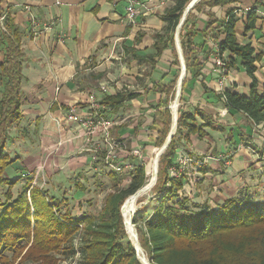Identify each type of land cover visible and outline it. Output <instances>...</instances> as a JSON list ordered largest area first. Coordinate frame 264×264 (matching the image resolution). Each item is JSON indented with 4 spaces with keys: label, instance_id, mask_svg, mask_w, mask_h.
<instances>
[{
    "label": "crops",
    "instance_id": "0c3cea01",
    "mask_svg": "<svg viewBox=\"0 0 264 264\" xmlns=\"http://www.w3.org/2000/svg\"><path fill=\"white\" fill-rule=\"evenodd\" d=\"M135 1L140 14L131 24L126 19V0H1L3 14L10 16L21 36L20 51L25 57L20 96L22 117L8 131L12 141L7 144L6 153L17 138L21 139L19 135L15 139L12 132L22 123L34 121L32 129L37 135L27 163L17 162L23 168L20 174L42 169L58 181L57 186L65 179L73 190L88 187L91 178H108L102 174L111 170L103 162L97 165L91 161L96 145L106 148L101 134L90 135L87 129L66 121L70 108L81 113L93 98L103 97L101 85L107 87L105 95L132 96L113 112L101 106L107 115L105 119L116 123L110 131V138L120 146L116 164L137 163L139 157L129 154L132 150L149 152V138L156 136L150 126L154 107L165 97L157 92V87L173 81V52L169 46L153 58V64L132 56L155 54L152 36L164 29L165 14L174 0L165 5H160L161 0ZM251 10L254 25L247 31L246 20ZM229 12L234 15L237 44L249 46L253 56H259L254 78L257 93L264 92V0H235L225 6L205 7L200 13L192 11L195 53L190 57L193 66L185 70L179 100L184 113H201L195 114V124L202 126L204 135L181 129L176 151H183L201 164L197 171L200 181L188 187L189 192L183 187L184 197L191 204L211 208L240 193L254 202H264V121L253 123L243 113L228 109L221 99L225 92L248 96L252 85L236 57L223 55L228 66L231 62L226 74L215 65L216 39L222 37L221 25ZM209 22L214 23L212 28ZM33 23L39 27L53 25L35 35ZM2 60L0 53V63Z\"/></svg>",
    "mask_w": 264,
    "mask_h": 264
},
{
    "label": "trees",
    "instance_id": "16d2710c",
    "mask_svg": "<svg viewBox=\"0 0 264 264\" xmlns=\"http://www.w3.org/2000/svg\"><path fill=\"white\" fill-rule=\"evenodd\" d=\"M234 1L201 0L189 11L178 35L186 71L193 66L190 65V57L195 53L193 40L196 32L192 11L200 13L205 7L225 6ZM188 4L187 0H174V5L167 10L164 29L152 36L154 55L140 57L134 54L132 58L153 64V58L159 57L171 46L174 58L171 66L179 69L174 38ZM3 15L0 24V53L3 58L0 63V264H14L29 244L23 261L40 260L53 264L49 254L57 253L64 259L78 256V264H141L126 234L121 207L127 198L145 185L147 177L144 165L133 164L130 183L125 189L115 185L105 197L96 217L85 213L73 217L69 212L59 215L56 197H49L46 190L33 186L32 181H26L18 188L17 195H13L12 190L21 179L4 176L14 164L5 150L12 141L8 131L22 117L20 96L25 57L20 51L21 36L18 30L10 16L3 14L0 8V18ZM233 16L229 12L221 25L222 37L216 39L217 54L227 69L231 62L228 66L223 55L228 53L239 59L252 79V85L248 96L225 92L224 104L259 124L264 121V92L261 95L257 93L254 78L255 62L259 56H253L254 51L249 46L237 44ZM247 16L246 30L250 31L254 25V10ZM213 24L209 22V27ZM178 76L174 74L173 81L157 87V92L165 97L154 107L150 126L156 136L149 138L148 142L158 150L166 142L171 127L168 104L175 97ZM183 85L184 80L181 88ZM130 98L131 95L123 93L103 95L99 98V105L113 112ZM105 110L100 109V116L104 119L107 118ZM195 114L201 116L199 111ZM195 114L178 111L176 134L158 161L157 180L152 188L157 202L153 215L141 227H137L135 218L132 222L139 246L150 264H264V202H254L250 196L240 193L217 208L191 204L183 194L186 174L177 178L168 174V169L176 166L177 135L181 129L187 128L189 133L204 135L200 129L202 126L195 124ZM100 162L105 164L103 153L94 164L99 165ZM108 175L111 181L118 182V174L111 171ZM82 188L79 187L80 190ZM76 235L79 236V243L74 247Z\"/></svg>",
    "mask_w": 264,
    "mask_h": 264
},
{
    "label": "rangeland",
    "instance_id": "374dc122",
    "mask_svg": "<svg viewBox=\"0 0 264 264\" xmlns=\"http://www.w3.org/2000/svg\"><path fill=\"white\" fill-rule=\"evenodd\" d=\"M178 60H179V58H178ZM173 68L175 69L174 74L180 75L181 65H180L179 69H177L175 67H173ZM176 92H177V90H176ZM174 99H175V97L171 101H169L168 107H170V106L172 107L173 103H175ZM168 100H170V96H169ZM177 104H178V107H177V113H178V111L180 109V100H178ZM170 114H171V110H170ZM177 117H178V115H177ZM171 119H172V115H171ZM33 122L28 121L27 123H22V125H20V127L17 126L16 127L17 130L13 131L12 135L15 136V139H16V136L19 135L21 139L17 138V140H16L17 143L14 142L11 146H9V148L7 147L8 148L7 154L14 161V166L7 169L4 176L6 178H12L14 180L21 179L18 182V184L12 190V193L14 196L17 195L18 188L22 187L26 183V181H32V185L43 188L44 190H46L49 197H56L55 199L57 202L55 201V203L57 204L56 206L58 207L57 209H58L59 215L63 216L67 212H69L73 217H80L84 213L90 214V215H93L94 217H96L99 215V213L103 207L105 197L113 191L115 185H116V187H118L120 189H125L127 187V185L130 183V180H131V174L130 173H129V175L128 174L119 175L118 176L119 180L117 183L111 181L108 174L103 173L102 175L104 177L108 176V178L106 177V179H105V178L96 177V181L92 180V178H91L89 181L90 185L88 187L82 186L85 188V190L82 191L78 187L74 188V190L72 189V187L69 188L67 186L68 184H67L65 179L60 182L61 186H57L58 181H55L54 177L47 176L45 173H43L42 169L37 171V172H35V171H32V172L26 171L25 172L24 171V173L20 174L19 172H21V171H19V170L23 169V168L21 167V164H19V163L22 161H23V163H27V161H26V160H28L27 154L30 151H32L34 145H36V142H37L36 141L37 140L36 132L33 131V129H32ZM171 126H172V120H171ZM175 134H176V129H175L174 135ZM149 146H150V148L148 150L149 152H147V151L143 152L142 151L139 159L137 158V163L134 164V165H136V164L144 165V167L146 169V177L150 176L151 170H152V165H153V160L155 158L154 155H156L158 153V151L160 150V149L159 150L156 149L153 146V144L149 145ZM178 150H180V149H178ZM180 153H181V155H183L182 152H180ZM180 153L178 154V151H175L177 158L180 157ZM207 159L208 158L205 157L204 161H206ZM17 162H19V163H17ZM195 162H197V160L196 161L194 160V163L191 164L190 166H187V169L185 170L187 174H190L189 178H187V179L190 180L191 182H192V179H195L196 177H197L196 180L200 181V179H199L200 176H199V174H197V171L199 172V167H201L200 166L201 164H197ZM194 171H196V173L192 176L191 174H193ZM157 172H158V170H157ZM52 176H54V175H52ZM198 181L192 183V185H189V186L185 184L184 189H186L189 192L190 189H187V188L191 187V186L194 187L198 183ZM146 182H147V180H146ZM75 191L78 193V195H77V193L75 195L73 194ZM80 192H83L84 195L79 194ZM137 201L138 202L136 204L134 215H132V217H131V223L133 222V219L135 218L137 227H141V226H143V222L153 215L152 212H153V210L157 204L156 199H155V193L151 189L149 191V193L142 195L141 198L139 197ZM141 208H142V210H139ZM123 224H124V220H123ZM132 225H133V223H132ZM133 227L135 228V225H133ZM78 240H79V236L76 235V238L74 240V247H76L78 245V243H79ZM29 246H30V244L16 258L14 264H51V263H49V261H40V260L39 261H32V260H27V261L24 260L23 261V257L25 255L26 251L29 249ZM143 255L145 256L144 252H143ZM49 256L53 260V264H78L79 263L78 256L74 257L73 259H64L60 254H57V253L49 254ZM145 259H146V256H145Z\"/></svg>",
    "mask_w": 264,
    "mask_h": 264
},
{
    "label": "built area",
    "instance_id": "2783aa9c",
    "mask_svg": "<svg viewBox=\"0 0 264 264\" xmlns=\"http://www.w3.org/2000/svg\"><path fill=\"white\" fill-rule=\"evenodd\" d=\"M171 0H161L160 5H165V3L170 2ZM127 7H126V19L129 23L134 24L136 18L139 16V4L135 0H126ZM3 17L0 18V24L2 25ZM53 23L45 24L42 27H39L36 25V23H33V32L35 35H39L42 33V31L50 29L52 27ZM216 52H217V45H216ZM215 65L221 67L223 69V74L227 73V68H225L222 61L219 59L218 54L215 55ZM100 93L102 95H105L107 92V87L105 85H101L99 87ZM221 99L223 102H225V96L222 94ZM100 109L101 105H99V99L93 98L89 105L85 108H83L81 113H77L75 108H70L66 114V121L69 123H73L75 125H78L80 127H83L87 129L89 134H101V138H103V141L106 143V148L103 150L99 145H96L95 148L92 150V156L91 161L93 163H96L99 161V155L103 153L104 162L105 165L114 173L118 175H123L125 173H130L133 171V164L131 162H124L120 164H116L115 161H117V153L118 148H120L119 144L114 142L110 138V131L113 129V127L116 125L114 121L106 120L100 116ZM130 156L140 157L141 151L139 149L132 150L130 153ZM183 154V151H182ZM193 157H189L185 154L181 155L177 158L176 166L171 167L168 169V173L171 177L177 178L179 175L186 174L187 178H189L190 174L186 173L187 166H190L194 163ZM199 164V163H198ZM225 165H228L224 162ZM196 173V171L191 174L192 176ZM198 174V172H197ZM198 176V175H197ZM186 178V179H187ZM192 179V182L190 180H186V185H192V183L197 182L198 180ZM34 184V183H33ZM34 186V185H33ZM184 192V189H183ZM185 193V192H184Z\"/></svg>",
    "mask_w": 264,
    "mask_h": 264
},
{
    "label": "water",
    "instance_id": "95a60500",
    "mask_svg": "<svg viewBox=\"0 0 264 264\" xmlns=\"http://www.w3.org/2000/svg\"><path fill=\"white\" fill-rule=\"evenodd\" d=\"M200 0H193L191 1L188 6L186 7L182 17H181V20L177 26V29H176V33H175V46H176V50H177V54H178V58H179V62H180V65H181V73H180V77H179V81H178V87H177V92H176V95H175V99H174V102L177 103L179 98H180V88H181V83L184 79V76H185V63H184V59H183V54H182V50H181V47H180V42H179V30L181 29L182 25H183V22L185 21L189 11L194 7V5L199 2ZM169 110H171V115H172V126L170 128V131H169V134L167 136V139H166V142L164 143V145L160 148V150L158 151V153L155 155V158L153 160V167H154V181H156V177H157V167H158V161H159V157L164 153V151L167 149L173 135H174V132H175V129L177 127V109L175 110V112L171 109V106L168 107ZM143 188V187H142ZM142 188L140 190H138L134 195H138L141 191H142ZM133 196V195H132ZM128 199V198H127ZM127 199L125 200L123 206L121 207V215H122V209L127 201ZM122 218L123 215H122ZM129 224H131V227L132 229L134 228L132 223H131V220L129 222ZM124 227H125V230H126V233L128 235V239L129 241L133 244L134 246V249L136 251V255H137V259L138 261L141 263V264H150L146 259H145V256L143 255V251L141 249V247L139 246V242H138V237H137V233H136V229L134 228V233L132 235L129 234L128 232V229H127V226H126V223L124 222ZM143 257L141 260L140 257Z\"/></svg>",
    "mask_w": 264,
    "mask_h": 264
},
{
    "label": "bare ground",
    "instance_id": "6f19581e",
    "mask_svg": "<svg viewBox=\"0 0 264 264\" xmlns=\"http://www.w3.org/2000/svg\"><path fill=\"white\" fill-rule=\"evenodd\" d=\"M177 107H178V104L173 103L171 109L175 112ZM157 169H158V167H157ZM155 184H156V181H154V167L152 166L151 174L149 177H147V182L143 186L142 191L138 195L130 196L127 199V201H126V203L122 209V215L124 217L123 220L126 223V226H127V229H128V232L130 235H132L135 232L134 228L132 229L131 224H129V222L131 220L132 215H134L136 204L138 202L137 200L139 197L141 198L142 195L149 193V191L155 186ZM140 258H141V260H143L142 256Z\"/></svg>",
    "mask_w": 264,
    "mask_h": 264
}]
</instances>
